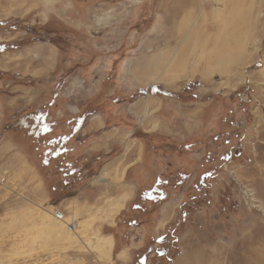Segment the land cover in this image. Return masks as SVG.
I'll return each mask as SVG.
<instances>
[{"label": "rangeland", "instance_id": "rangeland-1", "mask_svg": "<svg viewBox=\"0 0 264 264\" xmlns=\"http://www.w3.org/2000/svg\"><path fill=\"white\" fill-rule=\"evenodd\" d=\"M184 1L0 0V145L17 149L4 156L27 155L39 178L32 185L0 169V264H119L114 255L125 247L134 253L128 264H183L192 250L251 257L243 247L264 250V0H196L189 13ZM150 59L156 76H130ZM118 69L125 71L119 82ZM180 70L196 73L185 78ZM146 84L175 93L189 85L158 115L171 121H157L146 107ZM31 112L51 126L46 138H71L65 146L79 173L61 171L54 154L43 166L39 143L11 131ZM97 131L127 135L124 150H141L132 202L140 209L81 221L72 191L86 188L89 176L98 187L107 181L92 169L105 153L87 152ZM230 145L234 155L223 159ZM212 170L205 196L188 207L195 183ZM156 176L170 182L160 206L138 194ZM170 201L169 220L159 224ZM182 206L185 218L177 217Z\"/></svg>", "mask_w": 264, "mask_h": 264}, {"label": "crops", "instance_id": "crops-1", "mask_svg": "<svg viewBox=\"0 0 264 264\" xmlns=\"http://www.w3.org/2000/svg\"><path fill=\"white\" fill-rule=\"evenodd\" d=\"M152 60L153 59L142 62V68H140L141 66H138L140 64H136L137 68H135L134 70H128V72L131 74L130 76L135 77L141 75V77L145 76L147 78L151 77L152 74H154L153 76H156L154 72V69L156 70V67H151ZM181 71H183L184 74L186 73L185 78H187L190 74V72H185L184 70ZM117 72L119 82V78L125 75V71L123 72L118 69ZM168 73L172 75L170 71H166L164 73V76H168ZM146 85L145 95L146 98H148L146 107H154L152 108V112L154 113V118L155 116L158 117L157 121H171L161 118L158 115L162 113L164 107L174 106V97H179L178 94H181L182 91L184 92L186 90L187 85L185 84L184 86H181L180 89L176 90V93L173 92L171 88L168 89L162 84H154L148 86ZM157 104L159 105V108L156 107ZM101 134L102 132H96V136L94 138L96 139L94 141V148H92L91 151L87 152L93 154L95 152L103 151L105 153L104 157L107 158L106 161H103L101 165L92 167V169L95 170L94 173L96 175L100 174L101 176H106L107 181L105 183H101L102 185L98 187L95 176H89L85 178V181H87L86 185L89 186H86V188L82 190L79 188H75L74 191H72L74 192L73 195L70 196L69 199L70 202L75 203L76 207H81L82 215H84V219L81 218V221H86L89 219L91 220L93 217L96 219L102 214H104V216H106V218L109 220H115L117 216H120L121 214L128 211L130 207H132V202L135 200L137 195V189L139 184L138 179L141 175V150H136L135 153H131L133 149L128 144L130 143V141L127 140V135L125 136L119 133L114 134L112 132L100 136ZM132 134L131 137L133 136ZM113 136L117 137L114 138ZM128 137L131 138L130 135H128ZM124 138H126V142H128L127 148H125V150L123 148V145H121ZM117 144H120V151H118L117 153H112V146ZM10 148H13V150H17L14 145L7 142L4 146L0 145V154L1 157L4 158H0V169H7L9 171L8 174L13 175L14 177L22 173L23 176L26 177V182H30L32 183V185H37V183H39V178L35 179L33 176H31L32 166L30 162H28L27 155L25 156L23 153L20 152V157H18L17 151V153H11L10 155L7 154V156L3 155L2 151H9ZM101 160L102 159L100 158L99 162H101ZM86 172L89 171L86 170ZM157 177L158 176H156V178ZM156 178H154L149 188L140 191V193L138 192L139 196L154 189ZM173 206V201H170L166 204H162L159 213V218L157 219V222H159V224L166 223L169 220V216L172 213ZM117 207L119 208L116 209ZM109 213L114 214L116 217L110 216ZM133 255V250L129 249L128 247H125L119 252H117L114 257L116 258L119 264H128L132 259Z\"/></svg>", "mask_w": 264, "mask_h": 264}, {"label": "trees", "instance_id": "trees-1", "mask_svg": "<svg viewBox=\"0 0 264 264\" xmlns=\"http://www.w3.org/2000/svg\"><path fill=\"white\" fill-rule=\"evenodd\" d=\"M189 86V85H188ZM187 86V88H188ZM186 88V90H188ZM83 120V119H82ZM78 120V121H82ZM33 123V124H31ZM40 125V126H38ZM38 126V127H36ZM9 127L11 131L14 133L22 132V135L29 139L32 145H36L37 149L41 148V164L43 166H48L50 163L51 155H55V160H58V163L60 164V170L64 171L63 169H66L67 172H69L71 175L75 174L76 172L79 173V168L76 167L74 161H72L69 158L70 149L66 148L65 144L70 141V137L66 134L57 135L55 137H48V134L50 133L51 126L44 122V119L39 115L37 112H31L26 113L20 117H17L11 124H9ZM28 129V130H27ZM41 138V140H40ZM46 138V139H45ZM38 139L40 141H38ZM186 148H188V145H185ZM233 146L230 145L229 148L222 154L223 159L230 160L231 157L234 155L233 153ZM214 171H206L203 173V175L197 180V183H195V194L191 197H189L188 207L189 205L195 206L198 204L200 199L205 196L206 190H207V183L210 177L213 176ZM81 180V179H79ZM169 181L162 179L161 177H157L155 180V186L154 189L141 194L139 199L143 203H151L156 205H159L166 199V187L169 185ZM178 183V180L176 181ZM133 209H140V204H134L132 205ZM142 209V208H141ZM183 206L180 207L179 212L177 213V217L179 218H185L186 217V211H183ZM145 211V210H142ZM134 223L133 221H131ZM130 222V223H131ZM131 223V224H132ZM164 240L167 238H163ZM170 239H167L169 241ZM138 258V257H137ZM136 263L143 262V257L137 259Z\"/></svg>", "mask_w": 264, "mask_h": 264}, {"label": "bare ground", "instance_id": "bare-ground-1", "mask_svg": "<svg viewBox=\"0 0 264 264\" xmlns=\"http://www.w3.org/2000/svg\"><path fill=\"white\" fill-rule=\"evenodd\" d=\"M195 3H196V0H189V2L188 1L187 2L184 1V8H186V11H188V13L189 12H192V10L195 8ZM179 8L182 9L181 7H179ZM198 22L196 21L195 24H197ZM194 26H197V25H194ZM199 26H200V24H199ZM186 27H188V25H186ZM190 34L188 35L189 37H190ZM216 38H218V36ZM220 41L221 40L219 39V42ZM216 42H217V39H216ZM179 52L183 53L184 51L183 52L182 51H179ZM178 58H179V56H178ZM194 63L195 62L192 61V64H188V65L190 66V68H194L195 67L197 69V66H196V64L194 65ZM183 68H185L184 65H183ZM209 69H210L209 67L208 68H204V71L202 73V75L204 76V78H209L208 77L210 75ZM186 71H187V69H186ZM188 72H190V74L188 76H190L191 74H195L196 73L194 70H191V71H188ZM169 74L170 73H168V75ZM173 74L174 73H172V76H174ZM179 74H181V76L186 77V73L184 74V72L181 71V70L176 73V75H179ZM176 75H175V78H176ZM181 76H179L177 78H180ZM260 181H262L261 182V190H262V194L264 195V178L262 177L260 179ZM106 243H107V240H106L105 244ZM106 247L108 248L110 246L108 245ZM247 250L250 251V253H253V255H255V256H253V257H251V255H241V256H237V255H233L234 253H231V254L228 253V252L227 253L226 252L223 253L222 249L221 250H218V252H216V253H208V254L207 253H204V252L203 253H200V252H197L196 253V252H194L192 250L189 253H186V255L184 256V258L182 259L183 260L182 262H183V264H185V263L186 264H264V250L263 249H258L255 252H252L248 247H243L242 248V251L244 252V254H246ZM180 264H181V262H180Z\"/></svg>", "mask_w": 264, "mask_h": 264}, {"label": "built area", "instance_id": "built-area-1", "mask_svg": "<svg viewBox=\"0 0 264 264\" xmlns=\"http://www.w3.org/2000/svg\"><path fill=\"white\" fill-rule=\"evenodd\" d=\"M55 217L58 221H62L64 219H66L64 213H62V212H56ZM73 226H74L73 222L71 223V225L70 224L68 225L69 228H73Z\"/></svg>", "mask_w": 264, "mask_h": 264}]
</instances>
